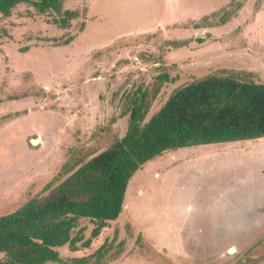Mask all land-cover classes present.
Instances as JSON below:
<instances>
[{
	"label": "rangeland",
	"instance_id": "rangeland-1",
	"mask_svg": "<svg viewBox=\"0 0 264 264\" xmlns=\"http://www.w3.org/2000/svg\"><path fill=\"white\" fill-rule=\"evenodd\" d=\"M63 9L79 13L70 31L30 6L0 15V216L44 193L71 156L123 137L127 92L161 86L152 116L208 76L247 72L264 84V0H66ZM125 201L90 248L66 246L62 257L109 243L100 264H264V227L241 234L264 213V139L167 152L134 176ZM80 228L89 239L90 221Z\"/></svg>",
	"mask_w": 264,
	"mask_h": 264
},
{
	"label": "trees",
	"instance_id": "trees-1",
	"mask_svg": "<svg viewBox=\"0 0 264 264\" xmlns=\"http://www.w3.org/2000/svg\"><path fill=\"white\" fill-rule=\"evenodd\" d=\"M65 1L0 0V15L9 18L17 8L30 6L40 15L55 14L52 23L70 31L79 13L64 10ZM85 27L86 22L81 31ZM74 41L70 36L56 45ZM160 91L158 85L152 96L142 88L124 94L121 117L128 118V128L123 137L103 151L71 156L44 193L0 216V264H100L110 252L109 243L89 257L70 261L59 250L90 248L118 221L131 180L149 162L170 151L264 139V84L251 80L250 73L197 80L176 90L150 116ZM82 220L94 227L89 239L80 228Z\"/></svg>",
	"mask_w": 264,
	"mask_h": 264
},
{
	"label": "flooded vegetation",
	"instance_id": "flooded-vegetation-1",
	"mask_svg": "<svg viewBox=\"0 0 264 264\" xmlns=\"http://www.w3.org/2000/svg\"><path fill=\"white\" fill-rule=\"evenodd\" d=\"M263 215V216H262ZM258 220V223H257V226L254 227L255 225H252L250 229L248 230H244L241 232V234L244 236V237H248V236H253L257 231L260 230V228L264 227V213H261V216L257 219ZM263 224V225H262ZM258 228L257 231H255L256 229ZM255 231V232H254ZM247 233H249V235H246Z\"/></svg>",
	"mask_w": 264,
	"mask_h": 264
}]
</instances>
